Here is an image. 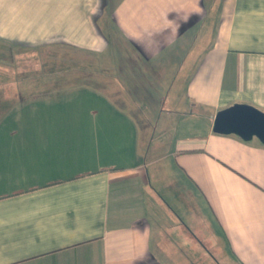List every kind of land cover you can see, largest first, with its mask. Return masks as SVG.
<instances>
[{
  "label": "crops",
  "instance_id": "0c3cea01",
  "mask_svg": "<svg viewBox=\"0 0 264 264\" xmlns=\"http://www.w3.org/2000/svg\"><path fill=\"white\" fill-rule=\"evenodd\" d=\"M235 103L264 112V0H0V264H264Z\"/></svg>",
  "mask_w": 264,
  "mask_h": 264
},
{
  "label": "water",
  "instance_id": "95a60500",
  "mask_svg": "<svg viewBox=\"0 0 264 264\" xmlns=\"http://www.w3.org/2000/svg\"><path fill=\"white\" fill-rule=\"evenodd\" d=\"M212 130L235 133L245 140L256 136L264 142V112L247 104L235 103L216 112Z\"/></svg>",
  "mask_w": 264,
  "mask_h": 264
},
{
  "label": "rangeland",
  "instance_id": "374dc122",
  "mask_svg": "<svg viewBox=\"0 0 264 264\" xmlns=\"http://www.w3.org/2000/svg\"><path fill=\"white\" fill-rule=\"evenodd\" d=\"M26 59L28 61L33 60V58L29 56ZM214 240L215 239L213 238V240H207L202 242L205 244L202 249L200 248L192 249L190 246L187 245V249L184 250L183 252H185L188 255V257L190 258L191 261H193L194 264H214L213 260H217L220 264H227V255H226V249L224 247V243L221 241L219 242ZM205 248L208 253L212 254L211 256L212 260H208L209 258L207 257L206 254H204L207 253L205 251Z\"/></svg>",
  "mask_w": 264,
  "mask_h": 264
}]
</instances>
